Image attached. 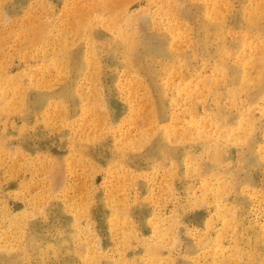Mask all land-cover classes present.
Masks as SVG:
<instances>
[{"label": "rangeland", "instance_id": "1", "mask_svg": "<svg viewBox=\"0 0 264 264\" xmlns=\"http://www.w3.org/2000/svg\"><path fill=\"white\" fill-rule=\"evenodd\" d=\"M263 3L0 0V264H264Z\"/></svg>", "mask_w": 264, "mask_h": 264}, {"label": "bare ground", "instance_id": "2", "mask_svg": "<svg viewBox=\"0 0 264 264\" xmlns=\"http://www.w3.org/2000/svg\"><path fill=\"white\" fill-rule=\"evenodd\" d=\"M260 3H261V2H260ZM258 4H259V3H258ZM263 4H264V3H263ZM259 5H262V3L259 4ZM259 5H258V6H259ZM171 7H172V6H171ZM218 7H219V5H218ZM260 9H261V8H260ZM263 9H264V7H263ZM174 10H175V8H174ZM219 10H220V9H219ZM257 10H258V9H257ZM257 10H256V11H257ZM259 11H260V10H259ZM261 12H262V11H261ZM112 13L114 14V12H112ZM214 13H215V12H214ZM109 15H110V14H109ZM262 16H263V15H262ZM262 16H261V17H262ZM110 17L112 18V14H111ZM117 17H118V16H117ZM117 17H116V18H117ZM250 17H252V15H251ZM253 17H256V16H253ZM107 18L110 19L109 17H107ZM116 18H115V19H116ZM257 18H258V16H257ZM115 19H114V20H115ZM111 20H112L111 22H112V24H113L114 20H113V19H111ZM253 20H254V19H253ZM250 21H251V20H250ZM104 22H105V21H104ZM132 22H133V21H132ZM109 23H110V22H109ZM109 23H108V24H109ZM158 23H159V22H158ZM110 24H111V23H110ZM119 24H120V23H119ZM116 25H117V27H118V23H117ZM174 25H175V24H174ZM176 25H177V24H176ZM108 26H109V25H108ZM119 26H120V27H123L122 25H119ZM171 26H172V25H171ZM173 29H175V28H173ZM112 30H113V28H112ZM118 30H120V28H119ZM124 31H125V30H124ZM122 33H123V31L121 32V34H122ZM119 34H120V33H119ZM127 34H128V33H127ZM127 34H126V35H127ZM129 34H130V33H129ZM129 34H128V35H129ZM131 34H132V33H131ZM126 35H125V37H126ZM121 37H122V36H121ZM130 37H133V36L130 35ZM128 38H129V37H128ZM134 39H135V40H133V41L135 42V41H136V37H135ZM131 40H132V38H131ZM131 40H130V41H131ZM128 41H129V40H128ZM132 43H133V42H132ZM258 43H259V42H258ZM133 44H134V43H133ZM134 50H135V49H134ZM134 50H133V51H134ZM133 51H132V53H133ZM260 51H262V49H260ZM90 58H91V57H90ZM90 60H91V59H90ZM88 61H89V60H88ZM92 65H93V64H92ZM220 74H221V73H220ZM182 91H183V89H182ZM184 92H185V91H184ZM201 131H202V130H201ZM203 131H204V130H203ZM227 132H228V130H227ZM166 134H167V133H166ZM184 134H185V133H184ZM184 134H183V135H184ZM198 134H199V133H198ZM186 136H187V135H186ZM186 136H185V137H186ZM182 138H183V136H182ZM240 138H241V137H240ZM183 139H184V138H183ZM243 139H244V138H243ZM248 140H249V139H248ZM154 150H155V149H154ZM220 153H221V152H220ZM217 155H218V154H217ZM220 155H221V154H220ZM221 158H222V157H219L220 160H218V161L221 162ZM218 164H219V163H218ZM54 183H55V182H54ZM212 191H213V190H212ZM227 215H228V214H227ZM226 219H227V218H226ZM226 221H228V220H226ZM256 226H257V225H256ZM222 235H223V234H222ZM163 239H164V237H163ZM1 248H2V247H1ZM1 248H0V250H2V249L4 250V248H2V249H1ZM157 250H158V249H157ZM153 252H154V253H155V252L157 253L156 249H154ZM159 253H160V252H159ZM234 254H235V253H234ZM149 255H150V254H149ZM158 255H159V254H158ZM158 257H159V256H158ZM225 260H226V259H225ZM155 261H156V260H155ZM157 261H158V260H157ZM161 261H162V260H161ZM169 262H170V261H169ZM163 263H164V262H163ZM163 263H162V264H163ZM153 264H154V262H153ZM155 264H156V262H155ZM157 264H158V263H157Z\"/></svg>", "mask_w": 264, "mask_h": 264}]
</instances>
